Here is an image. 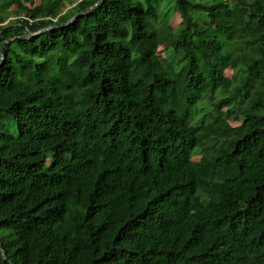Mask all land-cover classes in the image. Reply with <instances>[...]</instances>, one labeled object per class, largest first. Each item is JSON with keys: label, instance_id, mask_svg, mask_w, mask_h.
Masks as SVG:
<instances>
[{"label": "trees", "instance_id": "1", "mask_svg": "<svg viewBox=\"0 0 264 264\" xmlns=\"http://www.w3.org/2000/svg\"><path fill=\"white\" fill-rule=\"evenodd\" d=\"M97 2L0 0V264H264V0Z\"/></svg>", "mask_w": 264, "mask_h": 264}, {"label": "rangeland", "instance_id": "2", "mask_svg": "<svg viewBox=\"0 0 264 264\" xmlns=\"http://www.w3.org/2000/svg\"><path fill=\"white\" fill-rule=\"evenodd\" d=\"M209 1V0H207ZM233 2H235V0H232ZM38 2V0H37ZM16 6H13V8H15ZM72 6H68V8H70ZM163 8H164V11H165V14H167L169 17L173 15L172 19H171V26L173 28H176L179 26L180 22H181V16L179 13H176L173 9V7H170V6H164L163 5ZM10 19H14V16H12ZM9 20L6 21V23L8 22ZM173 43L170 42V41H166V42H162L158 48V51H157V54H158V57L159 59L163 62L165 61L166 57H167V52H166V49L169 47V46H172ZM226 75L229 76V77H232L234 75V70L233 69H228L226 71ZM227 108L225 107L224 108V111L226 110ZM234 125H238L239 122H233ZM200 158V156H196L195 159L198 160Z\"/></svg>", "mask_w": 264, "mask_h": 264}, {"label": "water", "instance_id": "3", "mask_svg": "<svg viewBox=\"0 0 264 264\" xmlns=\"http://www.w3.org/2000/svg\"><path fill=\"white\" fill-rule=\"evenodd\" d=\"M102 0H98L97 3H95L93 6H91L89 9H93L94 7H96ZM84 12H81L79 14H77L75 17H73L72 19H70L69 21L63 23L62 25L60 26H66V25H69L71 24L72 22H74L80 15H82ZM53 27H58V26H52V27H47V28H44V29H41L40 31L38 32H35V33H30L28 35H25V36H22V38H31L33 36H37ZM9 41H7L3 46H5ZM2 64V63H1ZM1 245V244H0ZM2 246V245H1ZM4 255H5V258L7 257L6 253L4 252Z\"/></svg>", "mask_w": 264, "mask_h": 264}]
</instances>
